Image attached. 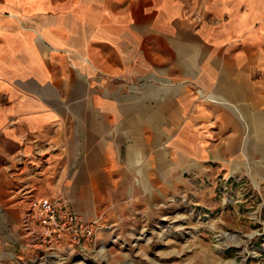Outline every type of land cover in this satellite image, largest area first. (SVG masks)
Instances as JSON below:
<instances>
[{
    "label": "crops",
    "instance_id": "0c3cea01",
    "mask_svg": "<svg viewBox=\"0 0 264 264\" xmlns=\"http://www.w3.org/2000/svg\"><path fill=\"white\" fill-rule=\"evenodd\" d=\"M262 162L264 0H0V264L52 261L8 235L29 196L113 230Z\"/></svg>",
    "mask_w": 264,
    "mask_h": 264
},
{
    "label": "rangeland",
    "instance_id": "374dc122",
    "mask_svg": "<svg viewBox=\"0 0 264 264\" xmlns=\"http://www.w3.org/2000/svg\"><path fill=\"white\" fill-rule=\"evenodd\" d=\"M261 166L257 179L197 173L185 193L147 195L144 209L122 210L113 230L102 225L101 211L92 214L99 225L95 249L62 264H264V162ZM105 229L112 234L100 238ZM18 230L8 235L23 250Z\"/></svg>",
    "mask_w": 264,
    "mask_h": 264
},
{
    "label": "built area",
    "instance_id": "2783aa9c",
    "mask_svg": "<svg viewBox=\"0 0 264 264\" xmlns=\"http://www.w3.org/2000/svg\"><path fill=\"white\" fill-rule=\"evenodd\" d=\"M98 220L88 219L67 202L29 196L19 223L20 244L24 249L40 252L51 259L50 264H62L65 258L60 246L65 240L73 251L82 255L95 249Z\"/></svg>",
    "mask_w": 264,
    "mask_h": 264
}]
</instances>
